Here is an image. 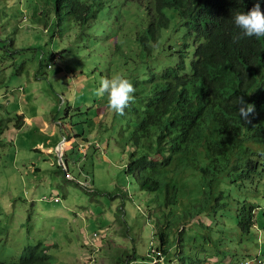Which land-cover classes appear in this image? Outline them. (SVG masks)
Masks as SVG:
<instances>
[{"label": "trees", "instance_id": "16d2710c", "mask_svg": "<svg viewBox=\"0 0 264 264\" xmlns=\"http://www.w3.org/2000/svg\"><path fill=\"white\" fill-rule=\"evenodd\" d=\"M257 3L264 13V0H48L45 32L63 45L52 57L88 50L97 56L98 79L119 74L133 84V98L109 124L100 123L99 134H118L126 175L144 191L164 193L169 213L157 231V254L149 250L152 259L144 261L157 264L177 248L178 264H202L188 252L198 245L202 254L220 255L224 247L213 237L212 217L235 199L223 189L215 193L216 183L238 189L264 175V36L234 39L239 29L231 20ZM143 6L150 21L130 54L119 43V32L130 8ZM238 97L252 106L246 119L237 111ZM10 125L20 130L23 116L0 120V138ZM67 159L66 149L68 167ZM191 171L200 175L202 193L187 207L179 182ZM252 199L245 198L243 210L229 219L244 237L264 230V204ZM179 205L184 209L173 217L172 208ZM187 226L200 230L193 237ZM51 247L57 245L39 242L18 261L0 263L54 264Z\"/></svg>", "mask_w": 264, "mask_h": 264}, {"label": "rangeland", "instance_id": "374dc122", "mask_svg": "<svg viewBox=\"0 0 264 264\" xmlns=\"http://www.w3.org/2000/svg\"><path fill=\"white\" fill-rule=\"evenodd\" d=\"M47 5L48 0H0V66H8L0 71V120L8 118L4 106L13 117L20 109L32 118L31 124L0 138V262L18 261L42 242L57 245L49 251L54 264H152L143 259L150 261L149 249L159 246L157 231L169 213L164 193L144 191L126 175L118 134L100 137V123L109 124L114 111L94 92L100 81L97 56L81 50L52 57L63 45L45 32ZM142 9L131 7L119 32V43L130 54L150 21ZM24 17L29 20L23 22ZM85 139L89 144L82 153ZM61 142L68 177L58 162ZM183 179L180 199L188 207L202 193L201 177L191 171ZM215 186V193L223 189L235 199L226 212L212 217L213 237L224 249L214 257L202 254L198 245L188 249L191 258L202 264H243L258 254L264 259V230L255 228L244 237L229 221L243 210L245 198L264 204L257 196L264 195V175L238 189L225 181ZM55 196L61 201L44 199ZM182 209L173 207V217ZM207 219L201 221L209 224ZM190 230L194 237L200 229ZM176 254L173 248L157 264H178Z\"/></svg>", "mask_w": 264, "mask_h": 264}, {"label": "clouds", "instance_id": "9594fccd", "mask_svg": "<svg viewBox=\"0 0 264 264\" xmlns=\"http://www.w3.org/2000/svg\"><path fill=\"white\" fill-rule=\"evenodd\" d=\"M231 20L239 29L234 39L241 37H261L264 36V13L261 12L260 4L257 3L248 12H236ZM97 96L105 97L109 109L119 114L124 111L133 98L134 87L131 81L119 74L110 78H101L99 86L94 89ZM238 113L241 118L246 119L252 111V106L247 105L241 97H238Z\"/></svg>", "mask_w": 264, "mask_h": 264}, {"label": "built area", "instance_id": "2783aa9c", "mask_svg": "<svg viewBox=\"0 0 264 264\" xmlns=\"http://www.w3.org/2000/svg\"><path fill=\"white\" fill-rule=\"evenodd\" d=\"M24 20H27V19H24ZM49 68H50V66H49ZM86 146H87L86 144L80 145L82 153L85 152ZM44 199H49V200L55 201V202H60L61 201L60 196H55V197H51V198L45 197ZM94 234H96V232ZM151 248L149 250L152 252L153 255H156L157 254L156 249L154 247H151ZM156 262L157 261H155V263ZM243 264H264V259L261 258V255L258 254V255H255V256H253V257H251L249 259L244 260Z\"/></svg>", "mask_w": 264, "mask_h": 264}, {"label": "crops", "instance_id": "0c3cea01", "mask_svg": "<svg viewBox=\"0 0 264 264\" xmlns=\"http://www.w3.org/2000/svg\"><path fill=\"white\" fill-rule=\"evenodd\" d=\"M24 18H26L27 20L26 21H28L29 19L27 18V17H24ZM23 22H25L24 21V19H23ZM8 66H3L2 64H1V66H0V71H2V70H4L5 68H7ZM48 68H49V66H48ZM5 107V111H6V113H8V116L9 117H13L12 115H11V112L6 108V106H4ZM17 115H20V116H23V118H24V125L27 123V124H31L32 123V118H29L28 116H26L25 114H24V111L23 110H18V112H17ZM15 130H17L16 128H14V129H12V130H10V129H8L7 130V135L10 133V131H12V132H14ZM6 133V132H5ZM5 133L1 136V137H4V135H5ZM8 138V137H7ZM9 140H12V141H14L16 138H15V136H13V135H11L10 136V138H8ZM58 147V146H57ZM52 150V148L51 149H49V151H51Z\"/></svg>", "mask_w": 264, "mask_h": 264}, {"label": "water", "instance_id": "95a60500", "mask_svg": "<svg viewBox=\"0 0 264 264\" xmlns=\"http://www.w3.org/2000/svg\"><path fill=\"white\" fill-rule=\"evenodd\" d=\"M63 143L61 142L58 147H57V153H58V162L60 167L65 171V175L68 177V171L66 164L64 162V148H63Z\"/></svg>", "mask_w": 264, "mask_h": 264}]
</instances>
